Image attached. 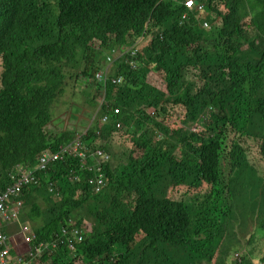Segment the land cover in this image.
Here are the masks:
<instances>
[{"label":"trees","instance_id":"1","mask_svg":"<svg viewBox=\"0 0 264 264\" xmlns=\"http://www.w3.org/2000/svg\"><path fill=\"white\" fill-rule=\"evenodd\" d=\"M186 1L0 0V187L76 138L44 132L71 69L100 109L84 145L112 159L100 194L89 185L97 174L73 159L23 191L33 247L72 222L85 231L38 264H231L239 234L264 225V0H196L203 10ZM151 73L167 92L148 83Z\"/></svg>","mask_w":264,"mask_h":264},{"label":"built area","instance_id":"2","mask_svg":"<svg viewBox=\"0 0 264 264\" xmlns=\"http://www.w3.org/2000/svg\"><path fill=\"white\" fill-rule=\"evenodd\" d=\"M185 7L189 10H192L193 8L203 10L205 6L203 3H196V0H188L185 2ZM110 61H112V57L108 58V62ZM120 82L119 79L112 81L113 84H119ZM119 113L120 112L116 110V114ZM103 122L108 124L109 118L105 117ZM120 127L121 124H118V128ZM89 157L95 161L93 166L88 162ZM71 158L82 160V165L80 166L81 169H85L89 172L95 170L98 171L97 175L89 179V185L93 188L95 193H102L108 182L105 181V172L101 171L100 168L104 163L110 162L111 157L101 151L92 153L90 148H87L82 142L77 141L70 146L61 147L57 154H52L50 152L44 154L40 158L38 167L34 171L23 170L21 168L18 169L16 183L11 187L6 188L4 192H0V220L10 223L19 219L22 203L13 199L18 198L26 186L38 184L36 178L37 171L46 172L51 165ZM76 179L78 180L79 177H76ZM54 191L55 190L53 189L52 192ZM21 233L23 234V241L19 249H22L23 254H20L16 260L12 259L10 256L8 243L10 237L0 233V264H38L42 255L56 249L59 244L68 242L71 249H73V239H76L78 242L84 240L82 230L75 226H70L69 228L64 229L61 236L52 244H41L36 247H33L36 240V236L33 233H28L26 229L22 230ZM241 257L242 254H236V259L239 263L242 262ZM258 264H264V262Z\"/></svg>","mask_w":264,"mask_h":264},{"label":"rangeland","instance_id":"3","mask_svg":"<svg viewBox=\"0 0 264 264\" xmlns=\"http://www.w3.org/2000/svg\"><path fill=\"white\" fill-rule=\"evenodd\" d=\"M247 50L249 49V46L245 44V47ZM98 50V49H97ZM113 65L106 64L104 66V72L100 74H106L107 71L109 72ZM76 70V69H75ZM99 74V75H100ZM105 76V75H104ZM82 78H76L74 75V69H71L68 73H66V80H65V88L64 93L59 97V99L56 101V103L53 106L52 109V120L47 124V126L44 128V132H46L49 136H54L58 134H62L65 132H73L77 135V137L85 135L93 126L95 123V120L97 118V115L100 111V109H97V111H93L90 109L88 103H87V94L84 93L85 85L81 84L80 81H82ZM185 80H189V78H186ZM147 81L150 85L157 87L161 91L167 92V87L165 83V79L162 78L160 74L151 73ZM187 89V85L184 87V90ZM96 95L95 92H93V96ZM97 104L102 103V97H98ZM149 115H154L155 111L153 109H148ZM195 129V127H194ZM196 131L202 130V128L196 127ZM129 149L127 148L126 144L115 146L114 153L117 154L119 157H123L126 152H128ZM251 162H253L251 160ZM254 163V162H253ZM257 165L256 163H254ZM264 174V172H263ZM25 215V210L23 212V216ZM30 222V221H29ZM23 221V217L21 220H18V222H12V226L14 228V231L12 232L13 236H10L5 231L4 234L9 236L10 238H16L17 239V246L21 247V241H19V236L23 235L21 233L22 230H27L28 233L34 234V228L33 223H29ZM86 229L88 231H91L92 224L90 222H87ZM258 232V241L260 238L264 239V225L258 226L256 222L251 221L249 225V235L248 237H251L252 234H257ZM240 231V229H238ZM85 232V231H84ZM205 239V236H202V240ZM244 239V233L239 234V244L237 246H242ZM207 249H212L211 247H206ZM22 250V249H20ZM12 251V250H11ZM12 259L16 260L20 254H23L21 251L15 252L12 251ZM241 254V253H236ZM235 254V255H236ZM234 263H238V260L236 259V256L234 257ZM208 258L205 257V259H200L196 264H207ZM78 264H82L79 262Z\"/></svg>","mask_w":264,"mask_h":264},{"label":"bare ground","instance_id":"4","mask_svg":"<svg viewBox=\"0 0 264 264\" xmlns=\"http://www.w3.org/2000/svg\"><path fill=\"white\" fill-rule=\"evenodd\" d=\"M201 25L203 26V28H208L209 26H208V22H203V23H201ZM126 53H130V50L129 49H126V50H124V51H122V50H120V51H117V52H113L112 54H111V56H112V61H110V62H108L109 64L108 65H113V62L116 60V57H121V56H123V55H125ZM108 61V60H107ZM133 67V66H132ZM133 69H135V66L133 67ZM98 78L99 79H101V80H104V78H106V76H104V74H100L99 76H98ZM120 80V79H119ZM86 135V134H85ZM77 141H80V142H82L83 144H84V142H83V140H82V136H80V137H77V135H76V138L71 142V143H69L68 145H66V146H62V147H67V146H70V145H72V144H74V143H76ZM88 148V147H87ZM61 149V148H60ZM59 149V150H60ZM99 151H101V152H104V153H106L108 156H110V154L109 153H107L106 151H104V150H97V151H94V152H92V153H97V152H99ZM59 152V151H58ZM57 152V153H58ZM57 153H54V154H57ZM111 157V156H110ZM41 158V157H40ZM71 159H73V160H75V161H78V162H80L81 164H82V160H80V159H78V158H71ZM71 159H69V160H71ZM92 161H93V164H95V161L93 160V159H91ZM39 161H40V159H39ZM67 160H65V161H62V162H66ZM111 161H112V159H111ZM110 161V162H111ZM60 163V162H59ZM108 163V162H107ZM107 163H104L103 165H105V164H107ZM38 165H39V163H38ZM53 165H51L50 167H49V169L52 167ZM38 167V166H37ZM18 169L19 168H15V171H14V173L13 174H11V176H10V179L12 180V185H10V186H8V187H11V186H13L15 183H16V181H17V172H18ZM101 169V171H103L102 170V168H100ZM49 171V170H48ZM48 171H46V172H41L42 174L43 173H47ZM93 172H95L96 174H98V171L97 170H95V171H93ZM37 173L39 174L40 173V171H37L36 172V175H37ZM37 178V177H36ZM38 181V180H37ZM40 185V183L38 182V184H33V185H29V186H26L24 189H23V191L26 189V188H28V187H30V186H39ZM8 187H6V188H8ZM6 188L5 189H2L1 187H0V192H4L5 190H6ZM55 190L56 191V189H55V187H52L51 188V193L53 194L54 192H52V190ZM23 191H22V193H21V195L18 197V198H14L13 200H15V201H17V202H21L20 201V197H22L24 194H23ZM22 203V202H21ZM23 208H24V205H23V203H22V207H21V209H20V217H19V219L18 220H21V218H22V216H23V212H24V210H23ZM75 224L72 222V223H70V225H68V227H65L64 229H67V228H69L70 226H74ZM78 228V227H77ZM64 229H63V231H64ZM78 229H80V228H78ZM80 230H82V229H80ZM0 233L1 234H4V232H3V230L0 228ZM5 235V234H4ZM82 235H84V231L82 230ZM58 239V238H57ZM57 239H55L53 242H55ZM73 241V249L75 248V244H74V239L72 240ZM10 242V240L8 241V243ZM52 242V243H53ZM52 243H45V244H52ZM79 243H81V242H79ZM10 244V243H9ZM64 244H67L68 245V248L69 249H71V247H70V245H69V243L68 242H65V243H62V244H59V245H64ZM9 249H10V256L12 257V251H15L14 250V248L13 247H10V245H9ZM73 249H71V250H73ZM12 250V251H11ZM52 251V250H51ZM51 251L50 252H48V253H51ZM22 253H23V251H22ZM47 252L44 254V255H42L41 257H40V259L41 258H43L46 254H48Z\"/></svg>","mask_w":264,"mask_h":264},{"label":"crops","instance_id":"5","mask_svg":"<svg viewBox=\"0 0 264 264\" xmlns=\"http://www.w3.org/2000/svg\"><path fill=\"white\" fill-rule=\"evenodd\" d=\"M14 222H18L14 220ZM12 222L10 223H6L0 220V228L3 230V232H7L8 235L13 236L12 232L14 231V228L11 227L12 226ZM11 225V226H10ZM258 237V235H257ZM11 239V238H10ZM250 237L244 238L243 239V247L239 250H237V253H241V254H247L249 255L250 259L252 260V264H258V263H262L263 262V258H264V239L260 238L258 242H256L255 244H250L249 241ZM10 247H13L11 245V243L9 244ZM20 247L17 246V250L15 251L16 253L21 251L19 249ZM235 257V256H234ZM235 258L233 259V262L231 264H235L234 263Z\"/></svg>","mask_w":264,"mask_h":264},{"label":"clouds","instance_id":"6","mask_svg":"<svg viewBox=\"0 0 264 264\" xmlns=\"http://www.w3.org/2000/svg\"><path fill=\"white\" fill-rule=\"evenodd\" d=\"M236 256V255H235Z\"/></svg>","mask_w":264,"mask_h":264}]
</instances>
